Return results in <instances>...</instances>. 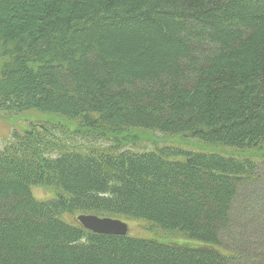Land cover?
Returning <instances> with one entry per match:
<instances>
[{"label":"trees","instance_id":"16d2710c","mask_svg":"<svg viewBox=\"0 0 264 264\" xmlns=\"http://www.w3.org/2000/svg\"><path fill=\"white\" fill-rule=\"evenodd\" d=\"M263 4L0 0V113L45 118L0 149V264H239L237 241L253 247L247 263L264 264L262 216L243 215L242 235L231 218L264 174ZM136 130L260 159L134 151ZM78 214L147 221L185 241L94 233Z\"/></svg>","mask_w":264,"mask_h":264},{"label":"rangeland","instance_id":"374dc122","mask_svg":"<svg viewBox=\"0 0 264 264\" xmlns=\"http://www.w3.org/2000/svg\"><path fill=\"white\" fill-rule=\"evenodd\" d=\"M39 119H45L42 116H38L36 113H23L21 115H16L15 114H7L4 116L3 114L0 113V149H2L5 145V143L9 140L10 138V132L14 128L19 130V132L23 131L31 121H38ZM51 121L59 124L62 123L64 125L63 128H67L68 130L72 129L73 126L75 125L72 122H69L67 120H64L63 118H60L59 120L50 118ZM59 124V125H60ZM72 134L71 131L69 135ZM138 138L135 140L134 143L129 144L127 143L125 147L130 148L134 151H143V150H149V149H154L157 147H161L164 145H175L179 147H183L185 149H190V150H196V151H216L222 154L226 155H233V156H254L257 159H260L259 155L256 154L255 152H246V151H237V150H232L229 148H221V147H212L205 145L203 143H200L196 140L186 138V137H181V136H170L166 134H162L159 132H153V131H145L142 132L140 130H136L135 133ZM77 143L79 146L82 148H90V149H105L106 147L110 146L112 144V139H102L98 140L95 142V140L92 143H88L82 141L80 139H76ZM71 141H74V139H71ZM84 145V146H83ZM94 149V150H95ZM261 164V162H259ZM264 168L261 167V169ZM264 174L261 175V187L259 186H254L251 188L247 189V192L241 196V200L239 199L238 202L235 204L234 211H233V216H231L232 219H239L236 220L239 222L236 225V233L240 232V234H243V231L241 229V222L242 219L241 217L244 215L245 217H251L254 214L258 217H261V220L264 219V213H261L262 210L256 209L259 204H263L264 202ZM31 191L33 195L37 199H45L46 197H49L51 195V192L41 186H33L31 187ZM263 200V201H262ZM77 216V215H76ZM63 220L71 223L74 221V216L73 214H63L61 217ZM243 218V217H242ZM121 219V218H120ZM122 221L127 223L128 226V235L131 236H138V237H144V238H152L164 242H169V243H177L181 242L184 243V239L180 238L178 234L176 233H171V232H165L160 230L159 228L151 225L149 222H145L143 220H130V219H121ZM247 220V219H246ZM261 223L262 221L259 220ZM258 224L254 223L253 226H257ZM248 226V225H247ZM244 227V226H243ZM246 233L249 234L251 232H255V230L252 229V227H248L246 229ZM251 240L250 238H248ZM223 244L226 245L227 247L231 246L233 243L231 242V238H228L227 236L222 237ZM238 248L237 251H235L236 255V262L239 264H250L247 263L250 261V256L248 252H251L252 250V245L249 242H240L237 241ZM239 251V252H238ZM243 254H242V253Z\"/></svg>","mask_w":264,"mask_h":264},{"label":"water","instance_id":"95a60500","mask_svg":"<svg viewBox=\"0 0 264 264\" xmlns=\"http://www.w3.org/2000/svg\"><path fill=\"white\" fill-rule=\"evenodd\" d=\"M76 220L86 230L99 234L126 235L128 232L127 223L110 217H101L94 214H78Z\"/></svg>","mask_w":264,"mask_h":264},{"label":"bare ground","instance_id":"6f19581e","mask_svg":"<svg viewBox=\"0 0 264 264\" xmlns=\"http://www.w3.org/2000/svg\"><path fill=\"white\" fill-rule=\"evenodd\" d=\"M143 5V4H142ZM147 5H148V3H147ZM264 5V4H263ZM256 6H257V3H256ZM160 9V8H159ZM204 9V8H203ZM154 13V12H153ZM161 16V15H160ZM77 18V17H76ZM165 19V18H164ZM186 20V19H185ZM196 20V19H195ZM79 21H81V20H79ZM160 22V21H159ZM116 23V22H115ZM206 25V24H205ZM184 31V30H183ZM180 33V32H179ZM183 33V32H182ZM178 36V35H177ZM91 48V47H90ZM89 48V49H90ZM102 51V50H101ZM164 56V55H163ZM185 63V62H184ZM192 64V63H191ZM163 78V77H162ZM171 80V79H170ZM109 83V82H108ZM113 83V82H112ZM260 83V82H259ZM149 87V86H148ZM160 89V88H159ZM139 90V89H138ZM141 97H142V95H141ZM218 106V105H217ZM2 107V106H1ZM94 109V108H93ZM221 110V109H220ZM167 149V148H166ZM182 236V235H181ZM88 243V242H87Z\"/></svg>","mask_w":264,"mask_h":264}]
</instances>
